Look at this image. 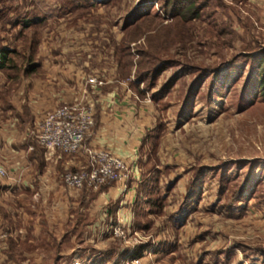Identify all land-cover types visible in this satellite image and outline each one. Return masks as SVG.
Wrapping results in <instances>:
<instances>
[{"label": "rangeland", "instance_id": "rangeland-1", "mask_svg": "<svg viewBox=\"0 0 264 264\" xmlns=\"http://www.w3.org/2000/svg\"><path fill=\"white\" fill-rule=\"evenodd\" d=\"M186 2L5 0L8 18L34 24L0 32L22 65L18 78L0 71V119L12 115L24 82L55 80L75 60L108 79L105 94L142 114L145 134L131 223L110 222L108 202L89 215L98 188L76 191L81 200L70 205L67 197L68 206L58 193L0 189V264H110L123 255L143 264H264V100L253 56L264 51V0H194L197 16L185 23L172 8ZM28 64L37 65L33 74Z\"/></svg>", "mask_w": 264, "mask_h": 264}, {"label": "crops", "instance_id": "crops-1", "mask_svg": "<svg viewBox=\"0 0 264 264\" xmlns=\"http://www.w3.org/2000/svg\"><path fill=\"white\" fill-rule=\"evenodd\" d=\"M81 66L82 64L75 60L66 62L58 69L57 80H52V82L43 76L38 80L24 82L19 93L12 96L14 109L11 110V113L9 112L12 115H7L5 120L0 119V163L4 164L8 170V177L0 183L1 190L23 188L26 193L39 198L42 197L41 194L58 193L65 199L64 203L69 197L68 204H78L79 193L71 191V189L67 190L68 193L63 190L60 172L63 168L80 167L87 160L86 156L84 154L75 156L58 154L56 163L54 162L56 171L48 174L45 170L47 162L44 156L34 153V145L26 143L25 127L40 111L61 103L72 102L77 98L78 95H73V90L75 86L77 89L80 87L79 73L82 69L88 70L86 66ZM115 96L117 95L105 94V91L102 90L98 94L87 96L94 102L96 116L92 130L86 136L85 144L94 148L107 149L130 161L134 173L130 180L134 182H128L126 190H122L117 183L111 184L105 190L98 192L95 197H90V205L95 204L96 201L98 205L96 210L93 209L94 205H91L92 208L89 207L88 210L89 215H94L95 211H103L105 202L110 205L116 204L115 210L107 216L112 220L110 222L114 220L131 223L133 220L132 206L136 199V186L140 183L138 179L140 171L139 168L136 171L134 165L136 164L138 167V151L145 134V125L141 121L142 114L140 112L134 110L131 105L128 106L129 103L118 101ZM25 110H27L28 117L22 118L21 114ZM137 115L139 116L137 117ZM48 179H51L53 184ZM92 192L95 193L97 190ZM89 200L87 199L88 202ZM109 218H106V221H109ZM106 250L108 251L106 252ZM106 250L103 255L106 253L108 256L111 255L112 251ZM113 253L115 254V251Z\"/></svg>", "mask_w": 264, "mask_h": 264}, {"label": "built area", "instance_id": "built-area-1", "mask_svg": "<svg viewBox=\"0 0 264 264\" xmlns=\"http://www.w3.org/2000/svg\"><path fill=\"white\" fill-rule=\"evenodd\" d=\"M83 89L72 102L61 103L40 111L25 127L27 135L32 136L44 150L46 161H52L57 154H84L90 166H80L78 170L67 169L61 175V181L67 188L78 191L84 187L97 189L107 182L119 184L122 190L128 188V182L134 176L131 162L104 148L84 145V139L94 125V102L87 98L98 94L99 88L108 79L90 74L85 70L79 73ZM81 87V86H80ZM56 155V156H57ZM138 169H136L137 171ZM8 177L6 166L0 163V183ZM112 233L125 242L127 232L122 226L112 227ZM110 264H143L141 257L125 256Z\"/></svg>", "mask_w": 264, "mask_h": 264}, {"label": "trees", "instance_id": "trees-1", "mask_svg": "<svg viewBox=\"0 0 264 264\" xmlns=\"http://www.w3.org/2000/svg\"><path fill=\"white\" fill-rule=\"evenodd\" d=\"M175 1L176 0H173V1L165 0L166 5H169V3L172 2V6H174ZM184 1H186V0H184ZM5 4H6L5 0H0V32L4 31L5 30L4 28L6 26H9V28L11 30H14L16 27L19 26L18 31L20 33V31H23L24 29H27L32 24H34V22H32V19H28L27 16H24V17L17 16L14 18H8V13H9L10 7H8V5L7 4L5 5ZM197 12H198V7H194V0H187V2L184 3V5L177 7V10L172 8L173 15L180 16V19L183 20V22H185V23L187 21H189L191 18L197 16ZM32 50H34L33 47H32ZM118 51H120L119 48H118ZM16 54H17L16 48L4 45L3 39L0 35V71L5 72V71L12 70L15 72L14 78H18V76L20 74L19 71H21V68H22V65H19L18 62L13 57ZM253 56H254L255 60H257L258 64L260 65L259 69H258V80H259L258 81V92L261 95V98L264 100V51L254 53ZM26 59H27V62L32 61L33 60L32 54L28 55V57H26V58L23 57V61ZM118 62H119L118 63V65H119L120 60ZM26 69H27L26 75L27 74L28 75L33 74V72L37 69V65L36 64H32V65L28 64ZM162 70H163L162 65H158L157 67H155L154 72H153L154 78H155L156 74H158ZM111 85H113V84H111ZM110 87H111L110 85H105L102 87V90L105 91V89H108ZM95 116H96V114L94 113V119H95ZM21 117L22 118L28 117L27 110H25L24 113L21 114ZM85 139H86V137H85ZM85 139H84V145H86ZM26 143H31L34 145V153H37L39 151L38 155L44 156V153H45L44 150L38 145V143L36 142V140L32 136L26 138ZM60 155L66 156V154H61V153H60ZM65 170L66 169H63V171H65ZM113 183L114 182H107L105 184L100 185L97 189V192L92 193L90 195L91 198L95 197V195L98 192L105 190L107 187H109ZM141 188H142V183L140 182L136 186V197L141 193ZM147 203L150 206H152L153 208H156L157 210L162 209V203L159 202V199H157V200L149 199ZM115 208H116V204L109 205L108 206V215L111 214L115 210ZM113 223L116 224L117 222L113 221ZM140 253H141V249L139 248L138 250H135V252L132 255L133 256H139Z\"/></svg>", "mask_w": 264, "mask_h": 264}]
</instances>
